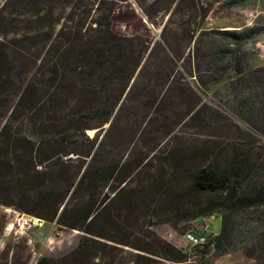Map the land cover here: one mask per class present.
Wrapping results in <instances>:
<instances>
[{
	"label": "rangeland",
	"instance_id": "obj_1",
	"mask_svg": "<svg viewBox=\"0 0 264 264\" xmlns=\"http://www.w3.org/2000/svg\"><path fill=\"white\" fill-rule=\"evenodd\" d=\"M230 1L0 0V49L11 66L0 76L16 78L15 85L0 87V132L8 127L0 159L16 167L1 171L0 264H36L43 256L56 264H179L158 255L165 253L163 241L188 253L203 248L187 237L201 220L187 218L183 206L190 173L228 164L233 146L251 137L239 131L243 122L224 105L226 98L220 100L223 84L211 82L221 66L212 57L228 46L214 31L264 27V0ZM94 42L107 48L99 58L88 49ZM67 48L69 61L83 67L66 74L63 83L71 86L64 92L53 68ZM117 49L131 60L133 76L122 79L131 73L122 69L120 80L99 84L93 61ZM241 65L264 66V32L244 46ZM96 106L115 109L79 120ZM24 163L29 173L17 182L13 173L22 175ZM90 167L114 176L95 194L98 220L81 222L80 229L42 217L55 210L37 201L42 181L48 188L75 187ZM89 196L70 193L59 210L67 205L72 216ZM198 199L201 205L204 195L192 200ZM15 212L43 224L21 227ZM203 218L217 235L222 214ZM262 255L251 258L235 242L223 255L211 249L189 263L264 264Z\"/></svg>",
	"mask_w": 264,
	"mask_h": 264
},
{
	"label": "trees",
	"instance_id": "obj_2",
	"mask_svg": "<svg viewBox=\"0 0 264 264\" xmlns=\"http://www.w3.org/2000/svg\"><path fill=\"white\" fill-rule=\"evenodd\" d=\"M248 3V0H231L229 2L232 6H245ZM262 32H264V27L258 30L252 28L246 32L237 29L214 31L228 46L226 49L220 48L218 54L212 57L213 61L221 62V66L215 71L216 75L211 78V82L216 85L223 84L222 90L218 93L220 100L226 98L224 105L243 122L239 127V131L248 133L251 137H248L250 139L248 144L240 141L233 146L228 164H209L190 173V183L181 196L183 202L188 200L187 203L183 204L187 213H189L186 217L203 219L205 216L222 214V222L216 236L205 243L203 248L195 247L202 249H195L190 253L163 241L165 253L158 252V255L172 262L191 264L189 263L191 257L197 255V253L204 255L206 251L211 249L216 254L223 255L230 250L235 242L241 244L247 256L255 259L263 258L264 66L244 69L241 65V54L244 46L250 40L255 42L256 37ZM205 35L206 31L201 33V36ZM88 49H90L92 55L99 58L98 56L102 55L107 48L100 42H94L88 46ZM70 52V48L65 49L61 53L59 63H56L53 68V77L60 79V90L62 91L70 89L71 86L69 82L65 85L63 83L66 81V74L77 72L83 67V64H79L78 61H69L68 55ZM4 54L5 50L1 51L0 49V71L4 70L5 65L11 69V66L4 63ZM121 54V49H117V53L111 55L115 57L114 60L111 59V56H108L104 60L96 59L93 61L99 84L116 78L120 80L121 76L117 74L122 72V69L131 72L130 76L128 74L122 79L133 76L135 70L133 65L130 66L131 60L128 58L123 59ZM118 57L120 60H116ZM46 61L48 60L46 59ZM46 72L47 70H42V73ZM0 74L4 75L5 70ZM8 84H16V78L11 73L7 76H0V87H5ZM114 109L115 107L96 106L87 112L80 113L79 120L111 116ZM7 128L6 125L3 127L0 137L5 134ZM258 135L261 136V139H258ZM95 154L97 156L101 153L97 149ZM5 159H0V178L4 176L1 171H6L7 168L12 171L16 169L14 164L10 166ZM60 160L61 158H58V161ZM61 163H64V161H61ZM26 167V163L24 165L20 164L23 174L21 175V172L13 173L16 176L15 181L18 182L28 175L29 169L25 171L24 168ZM34 178H36L37 183L40 182L37 176H34ZM112 178H114L113 174L107 170L101 168L91 169L90 167V169L85 170L75 187L71 185L65 189L63 187L61 189L48 188L43 181L40 182L41 189L38 190L37 201L51 202L55 206V210L51 214L42 217L50 220L56 219L59 224L72 228L84 229V226L80 223H86L87 221L93 225L100 216V209L94 204L95 194L98 189L108 187ZM12 181L14 182V180ZM79 191L90 193L89 200L77 213L68 217L67 205L63 206L61 211L59 209L70 193ZM198 195H204L205 202L201 201V205L199 203L200 199L195 200L196 202L192 200L194 197L199 198ZM22 209L31 214L36 213L28 208ZM57 262L52 257L43 256L39 258L36 264H56Z\"/></svg>",
	"mask_w": 264,
	"mask_h": 264
},
{
	"label": "built area",
	"instance_id": "obj_3",
	"mask_svg": "<svg viewBox=\"0 0 264 264\" xmlns=\"http://www.w3.org/2000/svg\"><path fill=\"white\" fill-rule=\"evenodd\" d=\"M16 218L20 222L21 227L31 228L32 226L42 225L43 220L27 216L21 212H15ZM216 234L215 224L211 221L201 219L200 225H195L188 233L187 237L190 244L194 247H203ZM218 234V233H217Z\"/></svg>",
	"mask_w": 264,
	"mask_h": 264
},
{
	"label": "water",
	"instance_id": "obj_4",
	"mask_svg": "<svg viewBox=\"0 0 264 264\" xmlns=\"http://www.w3.org/2000/svg\"><path fill=\"white\" fill-rule=\"evenodd\" d=\"M230 30V29H229Z\"/></svg>",
	"mask_w": 264,
	"mask_h": 264
}]
</instances>
